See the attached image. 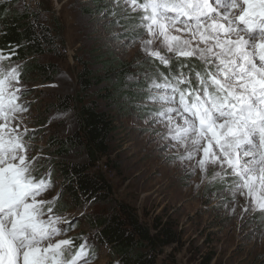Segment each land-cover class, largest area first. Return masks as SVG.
<instances>
[{"label":"snow or ice","instance_id":"6c2138e0","mask_svg":"<svg viewBox=\"0 0 264 264\" xmlns=\"http://www.w3.org/2000/svg\"><path fill=\"white\" fill-rule=\"evenodd\" d=\"M112 3L139 20L133 42L150 65L136 95L159 149L199 176L197 189L218 183L217 206L241 230L255 213L264 220V0ZM19 47L0 48V264H90L94 238L69 235L79 218L57 211L63 190L33 151Z\"/></svg>","mask_w":264,"mask_h":264},{"label":"rangeland","instance_id":"374dc122","mask_svg":"<svg viewBox=\"0 0 264 264\" xmlns=\"http://www.w3.org/2000/svg\"><path fill=\"white\" fill-rule=\"evenodd\" d=\"M56 1L0 0L11 2L6 15H22L34 7L33 14L41 13L42 24L54 39L53 48L44 47L46 53L34 59L45 66L47 75L21 71L29 90L24 99L30 103L24 115L28 128L37 130L29 133L34 153L47 157L42 161L44 169H51L56 188L63 190L66 209L57 211L79 218L69 235L94 238L95 255L90 264L119 263L107 248L100 247L95 239L98 231L86 219L101 213L121 214L125 207L153 234L156 228L169 227L175 235V243L156 252L158 264H264L260 214L250 217L241 230L239 217L229 216L217 206L214 193L220 185L206 183L197 189L199 176L186 175L174 165L146 130L143 121L151 105L140 106L136 78L145 88L143 73L150 58L133 42L137 33L131 31L139 20L123 19L125 13L120 7L113 8L112 0ZM85 70L94 81L87 92L80 93L78 77ZM47 76L53 77L48 81ZM77 97L105 113L112 123L106 151L96 152L93 158L81 147L54 155L58 149L55 140L66 141L79 131L77 105L72 102ZM58 164L91 165V173L102 177L109 187L106 201L75 206L64 191L68 181L56 172Z\"/></svg>","mask_w":264,"mask_h":264},{"label":"trees","instance_id":"16d2710c","mask_svg":"<svg viewBox=\"0 0 264 264\" xmlns=\"http://www.w3.org/2000/svg\"><path fill=\"white\" fill-rule=\"evenodd\" d=\"M10 3L0 2V48L19 44L14 60L22 64L21 71L25 75L45 76L47 75L45 66L35 62L34 59L46 53L44 47L53 48L54 39L51 38L47 26L42 24L39 17L41 13L6 15ZM29 58H33V64H28ZM52 77L47 76L46 79L50 81ZM78 81L81 87L80 93H85L92 87L91 83L94 80L85 70L79 74ZM72 102L77 105L79 131L66 141L55 140L58 149L54 155L68 154L70 147H81L93 158L96 152L106 151V140L111 133L112 123L105 113L94 105H85L79 97ZM58 165L55 166L56 172L64 181H68L64 190L65 194L75 206L83 205L86 198L90 200L92 197H95L94 202L97 203L106 201L110 192L109 187L102 177L91 173V165ZM57 208H61L60 212L65 211L66 202L61 201ZM86 220L98 231L97 243L100 247L107 248L119 264H158L156 252L176 241L169 227L156 228L158 231L153 234L127 207L121 214L101 213ZM161 264L171 263L162 262Z\"/></svg>","mask_w":264,"mask_h":264},{"label":"built area","instance_id":"2783aa9c","mask_svg":"<svg viewBox=\"0 0 264 264\" xmlns=\"http://www.w3.org/2000/svg\"><path fill=\"white\" fill-rule=\"evenodd\" d=\"M37 1L39 2L40 0H37ZM56 2L59 3V0H57ZM32 9H34V7H32V8L30 9V11H32Z\"/></svg>","mask_w":264,"mask_h":264},{"label":"clouds","instance_id":"9594fccd","mask_svg":"<svg viewBox=\"0 0 264 264\" xmlns=\"http://www.w3.org/2000/svg\"><path fill=\"white\" fill-rule=\"evenodd\" d=\"M29 11V10H28ZM30 13V12H29Z\"/></svg>","mask_w":264,"mask_h":264}]
</instances>
